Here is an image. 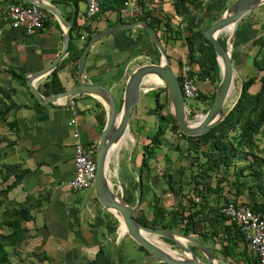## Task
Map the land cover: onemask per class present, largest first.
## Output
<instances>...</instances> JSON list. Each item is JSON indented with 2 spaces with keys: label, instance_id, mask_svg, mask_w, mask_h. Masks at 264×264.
I'll return each instance as SVG.
<instances>
[{
  "label": "crops",
  "instance_id": "1",
  "mask_svg": "<svg viewBox=\"0 0 264 264\" xmlns=\"http://www.w3.org/2000/svg\"><path fill=\"white\" fill-rule=\"evenodd\" d=\"M11 1L25 0H0V85L17 89L12 98L16 107L8 118L15 121L16 127L0 125L4 130L3 136L15 141L14 146L0 152V166L5 164L4 174L9 175L6 182H0V188L16 180L15 186L5 192L6 203L9 207H26L30 218L23 221L26 228L23 239L15 247H7L9 259L13 264H87L94 259H97V264H109L116 257L119 263L118 249L127 237L121 235L116 220L104 210L91 189L83 195L80 191L84 189L73 190L68 185L74 174V126L71 120L77 118L81 140L92 146L96 153L106 122L105 109L97 99L87 95L75 98V111L60 104L40 107L26 86L19 84L14 72H24L26 78V73L44 68L61 52L63 28L55 16L49 17V24L42 30L33 33L12 27L1 17L2 8ZM83 1L87 5L86 0H81L77 9L73 0H60L55 4L72 25L77 21L79 29L89 23L98 32L124 23L121 19H131L127 14V10L132 8L128 0H102L98 15L93 18L88 17L87 6L82 10ZM175 1L142 0V4L145 10L151 9L157 17L175 15L182 26L191 23L197 29H206L228 6V0H180L177 9ZM80 33L79 45L82 46L88 32ZM118 34L120 32L104 37L92 46L85 70L90 81L106 85L112 82L111 86L122 85L124 89L123 81L115 84L116 78L124 70L129 71L134 61L128 60V52L120 49ZM73 71L74 64L70 61L59 71L65 89L77 84ZM44 80L38 82L39 87ZM206 86L208 90H205L210 93L213 83ZM85 110L90 111L88 116ZM6 144L3 142L2 146ZM116 151L117 148L112 155ZM110 172L109 169V175ZM10 231L11 227L0 226V232Z\"/></svg>",
  "mask_w": 264,
  "mask_h": 264
},
{
  "label": "trees",
  "instance_id": "2",
  "mask_svg": "<svg viewBox=\"0 0 264 264\" xmlns=\"http://www.w3.org/2000/svg\"><path fill=\"white\" fill-rule=\"evenodd\" d=\"M79 1L81 0H73L76 4V9L78 8ZM179 1L180 0L175 1L177 9H179ZM52 2L57 3L60 2V0H52ZM142 5L144 6V4ZM47 14L48 16L44 21V27L49 24V17H54L48 11ZM138 19L146 20L160 35L161 40L164 41L165 39V48L169 42L176 41L177 39L183 40L187 46L186 58L190 59L192 63H197L202 70L199 79L202 80L204 77L209 76L211 82L215 85L212 93L203 89L199 98L210 106L214 99L215 89L220 80V67L213 44L204 37V29H197L191 23L182 26L181 21L175 18V15L163 14V16L157 17L152 14L151 9H144V13L136 18L127 19L125 21L121 19V21L132 22ZM242 25H244V22ZM76 31V36L79 39L81 38V31L88 32L85 43L82 46H78L75 42L74 32ZM131 31H133V29L127 32ZM143 31L147 34L149 40L153 42L150 41L154 45L159 59V49L151 36L145 30ZM96 32V30L91 28L89 23L79 29L77 21H74L71 30V42L68 55L62 61L61 65L45 78L40 87L44 94L49 95L65 90V86L59 75L60 69L68 61L73 62V73L74 76L77 75L80 55L92 35ZM252 43L257 47V51L253 57V65L258 73H260V77L258 78L255 75L243 80L240 95L234 102L225 119L206 133L192 136L181 132L177 121L167 110L166 114L161 116L166 123L158 125L153 136L150 137V143L144 146V153L138 172L140 182L137 181L128 197L124 195L126 200L131 204L136 203L140 192V203L147 200L153 188L149 180L153 174L150 157H155L156 149L158 147L160 148L162 145L161 138L165 134L167 128L170 127V129L189 142V148H192L194 145H196V147L199 145L193 159V162L197 160V172L192 173L189 181V183L194 182L196 184L195 190L197 197L190 200V205H183L181 210L167 209L162 204L161 195L157 192H153L152 216L142 212L141 214H135V217L143 225L175 228L194 236L200 234L202 241L205 243L213 241L219 244L221 254L225 258H231L238 264H260L259 256L250 249L249 241L246 239L242 228L236 222L231 221L230 218L222 212V207L231 202L247 204L261 216H264V146L260 145L259 137L260 134L264 133V30L253 39ZM135 48V45H132L122 51L128 52L129 58H131L137 55L133 54ZM138 52L139 51H137V53ZM168 54L169 57L172 58L170 53ZM178 62L182 64L183 61L179 59ZM13 76L18 80L19 84L26 86L29 94L34 97L27 86L24 72L20 74L14 72ZM178 78L182 83L183 77L179 74ZM256 84H258V88L253 90L252 88ZM162 91H165L164 102L162 103L159 97L161 91H155L156 105L160 103L157 108L159 112H161V108L167 109L166 89L163 88ZM16 92L17 89L14 87L8 88L0 85V124H8L11 128L16 127L14 120H8L10 111L16 107L12 99L13 94ZM98 103L101 104L100 102ZM38 105L44 107L39 103ZM3 142H7V144L0 147V152L6 151L7 148L15 144L14 140L0 135V145ZM238 152L245 153V157L251 159L246 163H237L235 161V155L238 154ZM201 157H204L203 161ZM222 166H225L227 169L232 168V173L219 175ZM4 167H6L5 164L0 166L1 183L9 179V175L4 174ZM185 171V167L182 166L179 171L163 175L164 177L168 176L169 187L176 194L180 193L183 189V176ZM211 172H213V175H215L214 177H216L214 182L207 178V176H211ZM244 177H248L249 179L245 180L243 179ZM15 184L16 180L0 188V226L3 227L7 225L11 227V231L8 233L0 232V264H13L9 259L7 247H15L16 243L23 239L26 232L23 221L24 219L30 218L25 210L26 207H9L6 203L7 196L5 192H8ZM199 185L200 187H198ZM135 191L137 192L136 194ZM226 191L232 193L233 197L225 194ZM249 192L253 193L255 197L254 201L251 203L242 200ZM116 224L117 226L119 225L117 221ZM214 224H217V226ZM166 240L172 242L169 239ZM138 246L144 253H147L143 246L139 244ZM191 247L193 250H197L195 246ZM87 264H97V259ZM109 264H111V262H109Z\"/></svg>",
  "mask_w": 264,
  "mask_h": 264
},
{
  "label": "water",
  "instance_id": "3",
  "mask_svg": "<svg viewBox=\"0 0 264 264\" xmlns=\"http://www.w3.org/2000/svg\"><path fill=\"white\" fill-rule=\"evenodd\" d=\"M25 1L39 5L50 12L57 18L63 28V48L61 52L44 68L26 73L27 86L36 100L41 105H66L73 98L87 95L97 99L105 109L106 122L95 153L97 163L94 183L95 195L104 210L119 223L120 230L125 229L124 235L128 234L130 238L147 251L138 260L126 264H218L221 258L205 242L194 235L175 228L147 226L139 222L135 217V212L140 203L141 192L135 204L129 203L123 193L114 186L109 175V164L112 151L119 144L122 146L128 132L133 133L130 119L140 102L142 92L159 87L165 88L168 112L177 121L181 132L186 135L196 136L206 133L225 119L231 107L227 111H224V108L236 87V69L232 54L235 34L244 18L259 6L264 5V0H233L222 14L208 28L203 30L204 37L214 46L220 67V80L215 89L214 99L208 110L202 114L204 117L200 121L199 116H196L197 120L189 119L182 85L172 66V60L160 35L144 19L119 23L94 33L80 55L76 75L77 84L61 92L44 94L38 82L51 74L57 68L61 59L68 53L72 23L58 5L50 0ZM136 28L145 30L151 36L159 49L160 59L158 62L140 63L129 71L124 70L116 78L115 84L121 81L124 82L121 107L119 108L114 86L87 79L86 60L89 51L97 41L115 33ZM228 28H231L232 31L226 45H224L220 41V35ZM150 77H157L160 83L151 85L149 83ZM160 238L172 241V244H169L170 250L158 244L157 241H160ZM191 245L195 246L197 250H193ZM197 251L201 252L204 258L199 256ZM111 264L120 263L114 257Z\"/></svg>",
  "mask_w": 264,
  "mask_h": 264
},
{
  "label": "rangeland",
  "instance_id": "4",
  "mask_svg": "<svg viewBox=\"0 0 264 264\" xmlns=\"http://www.w3.org/2000/svg\"><path fill=\"white\" fill-rule=\"evenodd\" d=\"M27 2V1H24ZM231 0H228L227 4L229 5ZM81 8L84 10L87 5L85 2H81ZM61 9L64 10V7L60 5ZM222 14V12H221ZM244 25L241 22L238 26L237 32L234 38V47L232 50L233 60L236 69V87L230 96L224 111H227L230 107L233 106L234 102L240 95V91L242 88L243 80L249 78L250 76L260 77V73H258L257 69L253 65V57L257 51V47L253 45V39L258 36L264 30V5L256 8L252 13L248 14L245 18ZM249 21V22H248ZM213 23V22H212ZM211 23V24H212ZM208 24V23H207ZM210 24V25H211ZM209 25V26H210ZM76 32H74L75 42L80 46L81 40L77 38ZM120 49L123 50L129 48L132 45H135V51L133 54H137L129 58L128 60L134 62L132 63V68L137 66L140 63L152 61L158 62V55L156 50L154 49L153 42L149 40L147 34L141 29H134L131 32L122 31L120 34ZM123 35V37L121 36ZM227 33H222L220 35L221 41L226 45V41L228 38ZM123 38V39H122ZM100 41V40H99ZM152 43H151V42ZM165 41V39H164ZM163 41V43H164ZM176 44L173 45V42H169L166 46V50L170 53L172 57V66H175V60L178 59V55L180 54V59L187 53V46L183 42V40L177 39L175 41ZM149 43V44H148ZM176 48V49H174ZM137 51H139L137 53ZM183 52V53H182ZM130 53V52H129ZM183 54H185L183 56ZM116 57V56H115ZM122 68V67H121ZM203 80V79H202ZM203 83V82H202ZM210 82H204L203 89L208 90L206 85H209ZM109 86L112 85V82L108 83ZM154 85V84H151ZM115 86V85H113ZM215 86V85H214ZM212 91L214 90V87ZM258 88V84L253 86V90ZM163 88L159 87L156 90H161ZM211 91V93H212ZM115 96L117 99H120L121 94L123 92V86L119 85L118 87H114ZM164 93L161 92L160 101L164 102ZM141 99L136 109L132 114V120L130 122L133 133L131 132V136L127 138L126 142L123 141L122 146L119 144L117 146V151L113 153L110 161V170L111 173H116V169L118 171L117 178L116 176H111V179L114 183H116V188L119 191H123L126 197L129 196V193L132 191V188L136 185L137 181L140 182L139 178V165L141 164L144 146L147 143H150V137L153 136L159 124H165L166 121L161 118L163 114H166V108H161V112L157 110L160 103H157L155 100V89L152 91H146L141 95ZM187 104L189 107H196L199 111H192L188 113L189 119L197 120L196 115L199 116L206 112V109L209 107L207 103L203 100H189L187 99ZM203 107L201 109L200 107ZM208 110V109H207ZM90 111L85 110V115L88 116ZM92 112V111H91ZM70 113V112H69ZM1 125V124H0ZM2 126V125H1ZM4 130L0 127V135L3 136ZM260 137V145L264 146V133L259 135ZM162 145L161 147L156 149L155 157H150V162L152 163L153 171L152 176L149 178L152 191L148 195V198L143 203H139V206L135 212V214H141L142 212L147 213L149 216H152V203L153 192H157L161 195L162 204L167 209H179L181 210L183 205H190V200L197 197L196 193V184L189 183L190 177L192 173L197 172V160L193 162L194 156L196 155V145L192 148H189V142L183 137H181L178 133L174 132L172 129L167 128L165 134L161 138ZM73 142V138H72ZM2 147V144L0 145ZM192 149V150H191ZM191 150V151H190ZM237 155V156H236ZM235 155V161L237 163H246L251 158L245 157V153L238 152ZM251 157V156H250ZM201 160H204V157H201ZM184 166L186 171L183 176L184 184L183 189L180 193H174L172 189L169 187V179L168 176H163L164 174L168 175L169 173H173L175 171H179L181 167ZM115 171V172H114ZM233 169H227L225 166H222L221 173L219 175H226L228 173H232ZM211 172V176H207L208 179H211L213 182L216 177ZM231 178V177H230ZM243 179H249L248 177H244ZM179 185V184H178ZM200 187V185L198 186ZM121 189V190H120ZM92 193H94V188L91 189ZM83 195L88 193V189H84L80 191ZM137 192L135 191V194ZM225 194H228L230 197H233V194L226 191ZM255 199L254 194L249 192L245 197L242 198L243 201L248 203L253 202ZM217 226V224H214ZM127 237L126 240L121 242L118 249V260L120 264L131 263L138 260L142 255L143 251L139 248L138 244L130 238L128 234L125 235ZM198 239L202 240L201 235H195ZM160 241L167 244H172V242L160 238ZM204 242V241H203ZM220 258L218 264H238L234 262L231 258H225L220 252V245L214 243L213 241H208L206 243ZM193 246V245H191ZM175 248V246H173ZM199 256L204 258L201 252L197 251ZM240 264V263H239Z\"/></svg>",
  "mask_w": 264,
  "mask_h": 264
},
{
  "label": "built area",
  "instance_id": "5",
  "mask_svg": "<svg viewBox=\"0 0 264 264\" xmlns=\"http://www.w3.org/2000/svg\"><path fill=\"white\" fill-rule=\"evenodd\" d=\"M101 1L102 0H86L88 17H95L98 15ZM141 1L142 0H128L132 5V8L127 10V14L130 18H136L144 13L145 8ZM1 15L5 23L10 24L14 28H20L26 33L42 30L44 28V21L48 16L47 10L44 8L24 1H13L8 3L2 8ZM179 59L180 58L176 61L177 66L174 70L177 76L180 74L183 77L181 85L188 113L199 111V107H189L187 99H199L204 88L203 83L211 82V80L209 76L204 77L203 80L199 79L202 70L197 63H192L190 59L184 56L182 64H179ZM76 104L77 101L73 98L66 105L75 111ZM200 108L203 109L202 106ZM196 116L199 115L197 114ZM71 124L74 126V174L69 179L68 185L73 190L92 189L94 188L97 173L95 150L92 146L87 145L81 140V131L77 128L76 117L72 118ZM221 210L231 221L236 222L242 228L246 239L249 241L250 249L258 254L260 264H264V216H261L249 205L242 203L231 202L224 205Z\"/></svg>",
  "mask_w": 264,
  "mask_h": 264
},
{
  "label": "bare ground",
  "instance_id": "6",
  "mask_svg": "<svg viewBox=\"0 0 264 264\" xmlns=\"http://www.w3.org/2000/svg\"><path fill=\"white\" fill-rule=\"evenodd\" d=\"M232 28V27H231ZM231 28H228L226 31H225V33H227L229 36H230V32L232 31L231 30ZM229 36H228V38H229ZM228 38H227V40H228ZM227 42V41H226ZM149 83L150 84H159L160 83V80L157 78V77H150L149 78ZM203 115H200L199 116V121L200 120H202L203 119ZM131 136V134H130V132H128V134H127V136H126V138H125V140H124V142H126V140H127V138L128 137H130ZM121 146V145H120ZM115 172V171H114ZM118 171H116V173H111L110 172V176H116V178H117V173ZM112 180V179H111ZM113 182V181H112ZM114 183V182H113ZM114 186H116V183H114ZM121 190V189H120ZM122 193H123V195H124V192L123 191H121ZM120 233H121V235L122 236H124V233H125V229H122V230H120ZM158 242V244L161 246V247H163V248H165V249H167V250H170V247H169V244H167V243H162V242H160V241H157Z\"/></svg>",
  "mask_w": 264,
  "mask_h": 264
},
{
  "label": "flooded vegetation",
  "instance_id": "7",
  "mask_svg": "<svg viewBox=\"0 0 264 264\" xmlns=\"http://www.w3.org/2000/svg\"><path fill=\"white\" fill-rule=\"evenodd\" d=\"M148 91H152V90H148ZM155 91H156V89H155ZM159 91H161V90H159ZM162 93H164L165 91H161ZM161 92H160V94L159 95H161ZM144 92H142L141 93V95L143 94ZM165 95V94H164ZM142 97V96H141ZM121 97H120V99H118V101H119V107H121ZM131 120H132V117H131V119H130V122H131ZM146 254V252L145 253H143V255H145Z\"/></svg>",
  "mask_w": 264,
  "mask_h": 264
}]
</instances>
